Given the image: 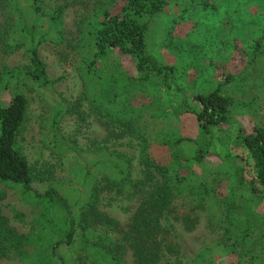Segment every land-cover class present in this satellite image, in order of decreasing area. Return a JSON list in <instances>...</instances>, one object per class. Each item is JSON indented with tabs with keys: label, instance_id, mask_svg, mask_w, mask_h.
<instances>
[{
	"label": "rangeland",
	"instance_id": "1",
	"mask_svg": "<svg viewBox=\"0 0 264 264\" xmlns=\"http://www.w3.org/2000/svg\"><path fill=\"white\" fill-rule=\"evenodd\" d=\"M179 1L169 4L155 21L147 37V50L175 65L185 94L206 91L221 82L220 91L230 99L233 119L247 130L264 125V40L256 54L251 49L253 39L264 33V24L249 19H256L254 0ZM122 3L41 1L46 14L42 20L60 8L58 40L45 38L37 49L52 83L43 90L25 80L28 62L24 46H7L4 31L12 29L14 19L7 0H0V101L6 102L15 90L25 97L16 144L25 155L32 185L38 190L54 184L72 198L81 187V164L109 157L114 162L122 160L124 172H129L126 178L135 180L141 176L146 157L168 163V151L158 139L160 131L196 135L192 117L175 104V91L152 83L141 89L125 87V75L132 76L127 58L107 52L93 56L89 68H95L94 75L87 69L93 23L104 10L116 12ZM215 148L228 149L218 144ZM206 163L201 188L170 186L172 209L161 220L166 243L160 245L162 252L154 264H203L205 258H213L215 264H264V198L252 204L239 192L231 194L228 173L216 167L218 160L210 157ZM191 169L200 172L197 165L192 164ZM107 178L100 168L89 181L98 189L96 208L112 217L115 226L96 227L98 239L91 241L89 235L87 246L93 242L99 245L106 237L118 238L119 229L123 230L138 202L131 189L118 187L120 191H116L107 185ZM242 203L252 204L258 220L247 235L248 242L230 249L241 225L232 229L235 225L229 223L226 214L241 209ZM0 215L13 231L0 244V264H41L34 237L38 206L20 196L14 186L0 183ZM86 248L60 247L56 255L63 256L68 264H105ZM119 257L116 264H131L128 248Z\"/></svg>",
	"mask_w": 264,
	"mask_h": 264
},
{
	"label": "trees",
	"instance_id": "2",
	"mask_svg": "<svg viewBox=\"0 0 264 264\" xmlns=\"http://www.w3.org/2000/svg\"><path fill=\"white\" fill-rule=\"evenodd\" d=\"M41 1L7 0L14 24L12 29L8 27L4 33L8 34L7 46H24L28 62L23 72L25 80L48 90L52 83L46 77L45 66L37 49L45 38L58 40L60 8L54 10L47 20H42L46 14L42 10ZM172 2L180 1L123 0L118 11L104 10L92 25V52L86 60L87 69L94 75L95 68H89L94 60L93 56L116 52L118 56L127 58L131 65L132 76L124 77L126 88L141 89L152 83L165 91H175L178 95L175 103L177 108L192 117L197 132L194 137H189L159 130L158 139L168 151L167 164L146 157L141 176L128 180L126 176L129 172H124L122 160L119 163L110 157L90 159L89 163L81 164V187L79 191L75 190L72 198H68L54 184L38 190L32 185L25 155L16 144V135L24 119L25 97L15 90L6 102L0 101V183L14 186L20 196L38 206L34 237L35 250L37 248L41 264H68L63 256H57L56 253L60 247L67 250L73 246L84 250L86 247L92 249L95 257H99L105 264H116L120 259L119 253L125 248L130 250L131 264H154L162 252L160 245L166 243L165 234H162L166 231H162L164 227L161 220L172 209L169 207L170 186L201 188V176L208 165L206 159L210 157L218 160L216 167H222L228 173L231 194L239 192L244 195V200L252 204L261 202L264 198V125L252 126L247 130L234 120L230 99L220 91L221 82L206 91L185 94L183 85L177 79L175 65L164 62L147 50L150 30ZM254 2L258 8L255 12L256 19H249L264 24V0ZM263 40L264 33L253 39L252 54L261 49ZM217 144L228 148L227 151H217ZM192 164L199 167V173L191 169ZM100 168L110 178L107 185L115 187L116 191L126 187L131 189L138 202L123 230L119 229L118 238L106 237L99 245L93 242L87 246L89 242L86 237L89 235L88 239L91 241L98 239V235L94 234L96 227L112 229L115 226V220L95 206L98 189L93 185L94 181L89 180ZM184 169H188L187 172H183ZM113 180L118 183H113ZM252 204L242 203L241 209L226 214L229 223L235 225L232 229L241 225V232L234 238L232 245H229L232 247L230 249L240 242H248L250 238L247 235H250L258 220ZM10 231L12 229L3 223L0 215V244H4L3 240L12 234L13 231ZM164 247L171 248L168 244ZM225 247L226 245L223 248ZM2 250L0 247V254ZM27 256L30 257L29 254ZM204 260L203 264H215L213 258Z\"/></svg>",
	"mask_w": 264,
	"mask_h": 264
}]
</instances>
